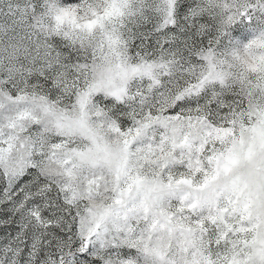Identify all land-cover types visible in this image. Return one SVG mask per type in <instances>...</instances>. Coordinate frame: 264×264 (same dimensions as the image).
<instances>
[{
    "label": "snow or ice",
    "instance_id": "obj_1",
    "mask_svg": "<svg viewBox=\"0 0 264 264\" xmlns=\"http://www.w3.org/2000/svg\"><path fill=\"white\" fill-rule=\"evenodd\" d=\"M0 264H264V0H0Z\"/></svg>",
    "mask_w": 264,
    "mask_h": 264
}]
</instances>
